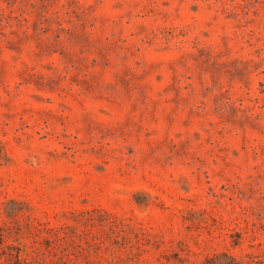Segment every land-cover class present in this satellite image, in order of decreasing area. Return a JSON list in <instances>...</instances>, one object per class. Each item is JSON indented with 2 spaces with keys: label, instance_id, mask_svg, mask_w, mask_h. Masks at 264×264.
Segmentation results:
<instances>
[{
  "label": "rangeland",
  "instance_id": "rangeland-1",
  "mask_svg": "<svg viewBox=\"0 0 264 264\" xmlns=\"http://www.w3.org/2000/svg\"><path fill=\"white\" fill-rule=\"evenodd\" d=\"M0 264H264V0H0Z\"/></svg>",
  "mask_w": 264,
  "mask_h": 264
}]
</instances>
